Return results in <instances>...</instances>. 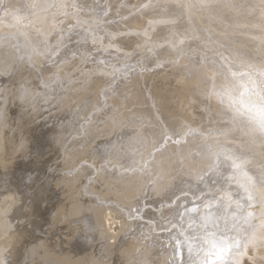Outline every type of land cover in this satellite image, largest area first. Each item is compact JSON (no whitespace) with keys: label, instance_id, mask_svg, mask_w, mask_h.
Listing matches in <instances>:
<instances>
[{"label":"bare ground","instance_id":"1","mask_svg":"<svg viewBox=\"0 0 264 264\" xmlns=\"http://www.w3.org/2000/svg\"><path fill=\"white\" fill-rule=\"evenodd\" d=\"M120 1L110 0L108 2L110 14L107 15L108 12L105 14V11L103 13L98 11L94 14L85 11V8L91 4L89 2L69 0V3L74 2L78 6V11L68 9L70 13L75 12L76 17L79 18L78 27H71L76 24V20L71 16L57 15L53 19L52 14L57 12L55 8L48 13H40L41 17H48L47 20H43L32 15V9L28 7L33 2L32 0L6 1L11 4L14 12L22 11L25 16L20 18L22 15L10 14L8 17L10 19L7 20L8 27L0 30L1 34L6 35L4 38L7 40L3 41L4 38H1L0 67L9 64L6 60L9 59V53L6 50L10 48L20 46L23 51L22 56L26 58L22 61L26 66L21 69L17 78L30 73L27 57L31 48L36 46L30 37L31 32L37 31L38 28L40 32L48 33L54 25L57 26V33L52 31V35L49 36V44L55 45L60 34L58 30L64 26L65 43L60 50H74L78 47L74 51L77 53L76 57L73 58L71 55L69 58L73 60L75 67L72 64L63 65V70L59 73L60 83H52V89L47 93L46 88L43 89L41 85L42 101L46 100L45 97L47 99L50 97V102H54L52 95L63 91L61 94L63 103L60 109L57 107L40 110L34 106L35 114L39 119L38 122L35 121V130L40 129L41 131L47 127V130L53 128L55 134H60L69 129L68 122L76 123L79 130L72 135L79 140L84 136H89L87 130H91L90 125L97 123L100 136L94 141L88 138L85 143H79L78 145L84 148L78 150L77 153H87L99 141L95 150L104 151L110 147L109 155L102 151L105 155L107 154L104 157L108 159L111 155L121 157L115 162L116 169H112L109 165L106 171L112 174L106 176L103 174L104 171L99 174L96 171L101 165L100 161L97 163L91 159L86 161L92 166H87L85 173L91 169L89 171L93 172V175L90 177L89 185L86 184L87 180L84 181L83 176L81 177L82 183H85L86 190L94 183V192L101 195V198L99 199V196L94 199L85 197L82 201H76V199L71 201L72 204L67 209L69 218L74 217L76 220L83 218V223H80L79 229L72 230L65 224L70 228V232L65 234L62 240L55 242V238L46 237L38 241L39 243L34 245L36 247L32 250L35 252L34 256L49 253L45 255L47 259L42 260L40 264H170L174 243L170 237L178 236L180 229L179 227L173 229L169 220L176 216L177 206L183 212L186 208L199 205L197 197L201 194L198 188H202L203 185H197L193 175L205 168L208 163L202 154L207 152L209 145L216 146L219 143L228 148L238 146L236 143L229 142L232 133L227 136L221 135L230 125L220 119L219 105L215 99H209L205 95L211 88V81L207 79L203 67L204 57L209 60L218 59V53L221 52L226 56L233 54L247 56L248 54V52L238 50L239 47L236 48L235 43H232V37H229L233 22L228 23L221 12V5L225 6V1L223 3L222 0H210L208 8L193 7L191 9L192 23H188L187 14H185L177 25L153 24L151 26H149V20L172 18L171 12L176 10L173 0H151L152 6L149 8H141V5L148 3L147 0L143 2L123 0L122 3ZM214 1L219 5H216ZM114 2L116 3L113 4ZM192 2L196 3V0ZM5 7L4 0H0V13ZM230 11L226 10L227 13ZM17 18L20 20L18 21ZM29 20L32 21L31 24ZM261 21L264 25V19ZM257 23L258 20H255L254 24L257 25ZM262 24L258 26L261 27ZM145 29L148 30L151 39L143 35ZM193 35L198 36L199 39H193ZM42 39L43 36L39 38L40 41ZM94 39L96 43H93ZM166 39L176 41L185 39V43L181 46L182 54L180 49L168 46L165 43ZM146 40L147 43H145ZM110 41L112 46L108 47ZM161 44L164 46L159 47ZM40 46L43 47V45ZM118 48L119 51H117ZM81 56L87 59V64L80 62ZM252 57L260 58L254 55ZM61 58L58 56L52 59L62 60ZM33 59L37 61L42 70L47 65L50 67L49 72H46L48 76L46 80H49L52 71L55 70L54 66L44 64L45 57H33ZM157 61L162 62L164 66L157 68L155 66ZM141 66L147 70L142 71ZM113 74L115 76L114 87L118 85L117 94L113 96L109 93L108 107L101 112H96L94 106L97 102L99 101L101 105L104 102V97L100 95L101 88L106 86V81L113 79ZM75 78L79 80L72 84L71 81ZM36 81L33 83H38ZM21 82L31 87V80L25 76L17 79V85ZM4 84L5 80L0 78V91ZM39 106H44V103ZM77 109L81 111L79 120L74 122L68 120L67 122V117L75 115L74 110ZM88 117H91V123L86 124ZM165 121L169 126L175 127L189 123L192 127L198 128L203 135L190 137L186 144H170L162 155L157 153L156 160L143 174L137 172L134 175L121 176L120 172L123 171V167L132 165L133 161L138 162L136 165L138 167L139 163L151 159L153 144L159 140L161 124ZM81 125H84V129ZM1 133L2 130L0 141H3L4 132ZM44 142V139L37 141L36 146L42 147ZM79 146L73 148L76 149ZM4 150V146L1 145L0 160L5 156ZM44 159L48 160L40 158L34 164L33 174L43 177L49 171L51 167L46 168V165L50 160L44 161ZM180 159L184 160L182 166L178 163ZM3 166L0 163V169ZM94 177L95 179H92ZM74 178L71 176L65 183L61 181L59 184L58 182L59 187L54 185L53 190H57L56 193L61 197L73 194V192L85 195L83 188L77 191ZM96 179L102 181L104 187ZM153 180L157 181L159 186L157 192L152 191L151 181ZM205 192H208V189H205ZM173 193H175L174 196ZM169 197H171L172 207H169ZM6 203H1V206ZM137 207L140 209L139 218H135L136 212H131L129 215L130 211ZM25 209L26 207L20 209L21 218L28 216V213L24 216ZM2 212L3 210L0 214ZM89 214H92V217ZM56 215L59 214L56 213ZM62 223L65 222L62 221ZM30 225L31 222L12 226L0 225V258H6L8 264H20L16 258L14 259V253L13 258L10 256V250L12 251L10 248L15 247L17 234L24 235L23 237L31 234ZM184 227L187 228L186 223ZM83 239L86 244L89 242L94 247L90 250L87 247L86 251L89 252L87 257L76 255L74 259L71 256L70 258L62 256L50 259L59 246H73ZM95 239L97 242L92 244L91 241ZM180 239L183 240V237ZM193 256L195 257V253ZM184 257L185 259L188 257L186 247Z\"/></svg>","mask_w":264,"mask_h":264},{"label":"snow or ice","instance_id":"2","mask_svg":"<svg viewBox=\"0 0 264 264\" xmlns=\"http://www.w3.org/2000/svg\"><path fill=\"white\" fill-rule=\"evenodd\" d=\"M173 3L176 10L171 12V19L149 20V26L177 25L185 14H187L188 23H192L191 9L193 7L208 8L210 6V0H196V3L192 0H173ZM151 6V0L141 5L142 8ZM225 6L231 7V0H225ZM28 7L32 9V15L37 19L47 20L48 17H41L40 13L55 8L57 12L52 14L53 19L57 15L71 16L76 20V24L71 27H78L80 24L75 12L68 11L69 8L78 11V6L74 2L69 3V0H51L45 4L33 0ZM257 7L260 15L264 17V0H258ZM17 19L20 20V18ZM29 23L31 24L32 21L29 20ZM37 31L41 30L38 28ZM58 31L60 34L55 45L49 44L51 31L41 33L43 39L31 48L27 57V63L33 69L38 70L40 67L33 57H45L43 63L54 66L55 70L52 71L49 80L41 81L42 87L46 89L50 88L52 83H60L59 73L63 70V65L72 64L75 67L67 52L64 53L62 60L52 59L60 56V49L65 43L63 36L65 29L60 28ZM261 31L264 32V25H261ZM143 35L151 39L147 29L144 30ZM192 38L199 39L195 35ZM185 39L178 41L166 39L165 43L172 48L180 49L182 54L181 46L185 43ZM147 42L146 40L145 43ZM93 43H96L95 39ZM111 46L110 41L108 47ZM163 46V44L159 45V47ZM76 55V52H72L73 58ZM20 59L23 60L24 57ZM203 59L207 79L211 81V88L205 95L209 99H215L219 105L220 119L230 125L221 135L227 136L232 133L229 142L236 143L238 146L228 148L218 143L216 146L209 145L207 152L202 154L208 163L205 168L193 175L196 184L203 185L202 188H198L201 194L197 197L199 205L186 208L183 212L177 206L176 216L169 220L173 229L177 227L180 229L178 236L170 237L174 241L170 264H264V37H261L259 59L240 54L226 56L222 52L218 53V59L209 60L207 57ZM80 62L87 64V59L81 56ZM155 66L162 68L164 65L157 61ZM10 67L12 65L0 67V75L8 74ZM141 70L147 69L141 66ZM105 83L106 86L100 91L104 102L102 105L99 101L97 102L94 106L96 112H101L108 107L109 93L113 96L117 94L118 85L114 87V74L113 79ZM17 95L20 101L26 102L32 95V90L25 83H21L17 89ZM85 123H91V117H88ZM81 128L84 129V125H81ZM196 135H203V133L189 123L175 127L169 126L166 121L163 122L160 138L154 142L150 153L151 159L139 163L138 167L136 166L138 162L133 161L132 165L123 167L120 175H134L137 172L143 174L156 160L157 153L162 155L170 144H186L190 137L194 138ZM178 163L182 166L184 160L180 159ZM109 165L112 169H116L111 159H105V162L96 169L97 173L108 170ZM76 171L78 169L68 172L67 175L72 176ZM21 183L32 192L37 209L40 210L41 206H44L43 210H47L48 199L43 195L47 180L29 172L21 178ZM151 184L152 191L157 192L159 187L157 181L153 180ZM205 189H208V192H205ZM181 191L183 192V189ZM172 195L174 196L175 193ZM172 206L171 197H169V207ZM131 212H136L135 218H139L138 207L132 209L129 215ZM185 223L187 228L184 227ZM180 237H183V240ZM185 247L187 259L184 257ZM0 264H8V261L6 258H0Z\"/></svg>","mask_w":264,"mask_h":264},{"label":"rangeland","instance_id":"3","mask_svg":"<svg viewBox=\"0 0 264 264\" xmlns=\"http://www.w3.org/2000/svg\"><path fill=\"white\" fill-rule=\"evenodd\" d=\"M6 1L7 0H4V5L6 4V7L0 13V30L6 29L5 27H8L9 22L7 20L10 19L8 18L10 14L14 16L22 15L20 18L25 17L23 16L24 12L22 13V11H18V13L14 12L11 4H8ZM109 1L110 0H83L82 3H91L89 4V7L85 8V11H90V14L98 13V11H100L99 13H103L105 11V14H107L108 12L107 15H109ZM122 1L123 0H121L120 3H122ZM143 1L144 0H139V2ZM223 1L225 0H222V2ZM236 1L232 0L231 7L221 5V12L225 15V19L228 20V23L233 22L234 24H232L233 28L230 29L229 37H232V43H235L236 48L239 47L237 48L238 50H242V52L244 53L248 52V54H246L248 57L253 58L252 55L259 57L261 50V37H264V32L261 31V27L258 25L263 23V21L261 20H263L264 17L260 15L259 8L257 7L258 0ZM38 2L41 4H45L47 2H51V0H38ZM116 2H114L113 4H115ZM214 3L216 5H219V3L215 1ZM53 9L54 8L50 9L48 12L52 11ZM102 9L104 10L102 11ZM225 9L231 11L227 13ZM48 12L42 13L44 14ZM129 15L130 13L128 14V17ZM255 20H258L257 25L254 24ZM24 22H26V20H24ZM51 23L53 24V22H49V24ZM57 29V26L55 27V30H53L52 27L51 32L53 31L54 33H57ZM41 33H44V31L39 33L38 31L31 32V37H29L35 42L34 45H37V43L40 41L39 38L42 37ZM4 37H6L5 34L0 35V42L1 38ZM3 41H7L6 38H4ZM21 41L23 42V40ZM25 44L28 43L25 42ZM21 49L22 48H20V46H17L10 48V50H6L9 53V59L6 60L9 63L8 65H12V67H10L8 74L0 76L1 79L5 80L3 89L2 91H0V122L2 121L0 123V131L2 130V133L4 132V136L2 139L3 141H0V146L2 145L5 148V156L0 160V163L4 165L0 169V211L3 210L2 214H0V225L12 226L15 224L21 225V223L25 224V222H31V234L26 237H23L24 235L20 234H17V236H15V247L10 248L12 249V251L10 250V256L13 258L12 255L14 253V259L16 258L17 261L20 262V264H40L42 260L47 259L45 255H48L49 253H46L42 256H34L35 252H33L32 250L35 249L36 246L34 245L39 243L38 241L46 237H52L55 238L54 240L55 242H57L59 241V239H64L65 234H68L70 232V228L71 230L79 229V227L83 223V218L82 220H76L74 217H71V219L69 218L67 209L70 208V205L72 204L71 201H74V199H76V201H82L85 197H87L88 199H94V197L99 196L98 193L94 192V183L92 184L91 188H88L87 190L85 188V183H82L81 177L83 176L85 178L84 181L87 180L86 184L89 185L91 182L90 177L93 175V172L89 171L91 169H89L85 173L89 164L86 163V161L91 159L93 162L97 163L100 161V164H103L105 162V159H108L104 156H106L107 154L109 155L111 151L109 149L110 147L106 148L104 151L102 150L104 153H107L105 155L104 153H102V151L95 150L96 147H98L99 143V141H95L97 142L96 146L94 148H91L87 153H77L78 150L84 148V146L82 145L79 146V143H85V141H88V138L89 140L94 141L97 137L100 136V129L97 128V123L90 125L91 130H87V133L89 134V136L87 137L84 136L83 138L76 140V136L72 135V133L78 132L79 129L78 127H76V123H69L68 120H71L73 122L79 120L81 115V111L79 112V109L74 110V114L76 116L70 115L69 118L67 117L69 129L65 130V133L55 134L53 132V128H49L47 130V127L43 128L41 131L40 129L35 130V121L38 122L39 119L35 114L36 109L34 108V106L38 107L40 110L55 109L57 107L60 109L61 104L63 103L61 99L63 97H61L63 91L57 92L56 94L52 95V97L54 98V102H50V97L48 99L47 97H45L46 100L42 101L40 96L42 85L41 81L48 78L46 72H49L50 67L47 65L44 70H42V68L36 70L29 67L28 70L30 71V73L20 75L19 77L25 76V78L30 79L32 83H30L31 87L29 88H31L32 90L33 87L34 90L32 91V95L29 97L28 101H20L18 99L17 89L19 88V85L24 82H21L17 85V79H19V77L17 78V76L21 69L26 66L25 63L22 62L26 58L24 57L23 60L20 59V57H23V51H21ZM77 49L78 47L74 48V50H60V56L62 57L61 59L64 58L65 52L68 53V57L70 58L72 55V51L74 52ZM127 79H129V77H127ZM77 80H79V78L73 79L71 81L72 84ZM33 81H36L38 83L34 84ZM28 85L29 84H27V86ZM38 86H40V88ZM51 89V87L47 88L46 93ZM41 103H44V106H39ZM19 130L20 133L18 134ZM42 139H44L45 141L43 143L44 146H36L37 141H40ZM74 146L79 147L74 149ZM40 158H46L50 160V162L46 165V168L51 167L45 175L43 174L44 176L42 177L47 180L46 191L43 193V195H45L48 199L47 210H43L44 206H41L40 210L37 209L36 204L33 200L35 199V197L32 198V192L25 188L21 183V178L23 176H25L29 172L33 174L34 164L38 162ZM120 158L118 155H111L110 157L113 164H116V160H120ZM48 160L44 159V161ZM74 169H78V171H76L75 174L72 175V177H75V180L73 181H75L76 189L77 191H81V188H83L85 190V195L73 192V194L71 193L67 194L65 197H61L60 195H58V193H56L57 190H53L55 189L54 185H57V187H59L61 181L65 183L68 178L71 177L67 175V173ZM103 174L106 176L108 174H112V172L105 170ZM33 175L35 176L39 174ZM92 179H95V177ZM96 181H99L98 183H100L101 185L103 184V182L99 179H96ZM100 198L101 195L99 196V199ZM21 201L23 202L21 203ZM3 202L6 204L4 206H1V203ZM25 207L26 209L24 211V216H26V213H28V216L26 218H21L19 214L20 209H23ZM56 213H58L59 215H56ZM89 216L92 217V214H89ZM20 221L22 222L20 223ZM62 221L65 223H62ZM65 224L70 228H68ZM59 226L60 228H58ZM96 242V239L91 241L92 244ZM90 246L91 244L89 242L88 244H86L84 239L81 240V242L74 244L73 246L62 245L59 246L58 250L54 252L50 259H53L55 257L61 258L62 256H71L74 259L76 255L87 257L89 253L88 251H86L87 247H89L88 250L94 248L93 246Z\"/></svg>","mask_w":264,"mask_h":264}]
</instances>
